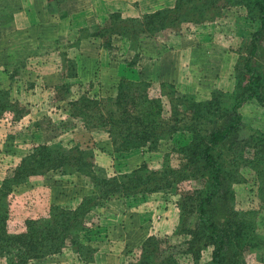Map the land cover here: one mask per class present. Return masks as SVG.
<instances>
[{"label":"trees","instance_id":"16d2710c","mask_svg":"<svg viewBox=\"0 0 264 264\" xmlns=\"http://www.w3.org/2000/svg\"><path fill=\"white\" fill-rule=\"evenodd\" d=\"M238 5L247 11L249 19L259 20L260 23L249 43L250 51L242 64L244 72L236 77L234 92L225 95L228 99L235 98L231 106L225 104L224 94H219L207 102H198L193 95L179 93L173 84L162 83L155 89L147 81L135 82L127 78L120 79L115 97L99 101L85 93L78 100L69 103V114L79 118L88 130L101 129L109 134L113 153L122 154L142 148L151 152L159 151L163 143L171 142L177 135L175 142L179 143V136L186 132L206 138L201 158L204 161L203 170L207 171L209 176V183L205 190L195 193L199 199L196 211L201 227L197 236H202L206 245L213 247L208 264H246V257L250 253L264 256L261 254L264 253V237L258 236L257 233L256 238L253 237L254 234L247 237L231 232L236 242L234 244L231 242V236L216 223L217 216L222 212L221 207L226 208L225 202L234 198L233 185L250 182L264 202V152L257 147L260 143L264 145V130L254 129L250 134L246 132L242 126L243 116L239 112L251 101L264 105V64L260 63L264 59V0H177L173 9L159 10L137 19H124L120 13H114L109 16L104 26L95 27L93 33H85L77 41L79 44L83 40L94 38L95 44L101 42V46L110 49L113 37L117 36L127 41L135 52V56L128 62V67L132 68L140 61L141 46L154 42V38L164 31L179 30L184 25L197 28L213 23L221 18L228 8ZM64 53L59 55L61 66L67 78L73 77L75 63ZM241 56L244 57L243 54ZM70 87L66 84L58 92L62 94V89L68 91ZM69 93L65 91L63 95L68 97ZM65 96L63 98H66ZM164 102L169 103V110ZM7 113L12 114L15 121H19L27 114V110L11 98L10 90H3L0 85V118ZM217 113L221 116L214 119ZM224 116L229 122L224 123L222 127L205 128L223 123ZM195 121L202 124L201 129L195 126ZM236 138L241 139L239 144L235 141ZM223 145H231L232 156L239 160L246 159L242 155L245 146L250 150L257 149L251 156L248 170L252 173L248 179L239 174L235 167L227 170L223 166L219 152V147ZM183 154L185 156L181 159L182 162L186 160V148L179 152V155ZM255 154L259 160L253 166L251 163L255 160ZM169 158L170 156L166 155L164 163H171ZM181 172L182 170H179V174ZM48 173L79 174L93 181V191L83 198L76 209L50 205L48 217L27 219L25 232L11 234L8 230L11 195L17 187L27 186L31 178L46 176ZM175 174L172 166L164 164L161 172L150 171L147 166H143L131 173L111 178L101 177L96 173L92 150H84L78 146L67 148L60 144L53 147L37 146L23 158L15 175L0 185V259L3 258L6 264L42 262L48 257L62 253L65 248H71L83 262L93 263L91 253H95V250L82 243L78 234L86 230V215L95 208L96 200L99 197L106 201L117 197L125 199L166 191V188L173 185V181L161 180ZM178 181H182L181 176ZM98 187L103 189L102 196L99 195ZM224 187L227 192L223 196ZM180 195L182 198V193ZM174 204H177L181 211L180 224L175 230V235H186L188 232H183L185 217L182 212L187 209L184 200ZM228 211L229 209L226 214ZM239 215L237 212L236 216ZM243 215L246 217L247 214ZM249 224L252 230H256L254 222ZM239 226L241 224L238 222L237 227ZM252 230L247 229L246 233L250 234ZM162 243L167 242L156 236L147 238L141 246L140 257L129 264H179L178 258L170 257L161 251ZM260 259L264 261V258Z\"/></svg>","mask_w":264,"mask_h":264},{"label":"crops","instance_id":"0c3cea01","mask_svg":"<svg viewBox=\"0 0 264 264\" xmlns=\"http://www.w3.org/2000/svg\"><path fill=\"white\" fill-rule=\"evenodd\" d=\"M176 3L177 0H0V79L3 78L5 83L10 79L12 86H14L13 81H17L16 85L20 91L18 98L15 99L16 102L34 108V111L30 110L19 121H15L12 117L11 124L0 119V153L3 152L4 146L10 144L8 133L13 126L19 127L20 133L29 132L31 136L30 140L23 141L27 148L24 155H17L18 152L12 151L6 152L9 155L0 160V183H3L11 172L19 167L23 156L29 154L33 148L49 145L51 143L49 138L52 136L60 135L62 137L63 135L64 138L58 140H61L63 146L67 148L79 146L73 131L79 127H75L73 123H79L81 120L77 118V121L75 117H72L67 108L71 101L69 99L77 100L85 87L99 86L101 89L108 90L111 97L117 95V87L121 78L135 82L144 80L155 89L159 88L162 83H170L179 93L183 94H196L199 89L202 90L210 85H215V87L222 85L221 88L226 89L227 87L228 91L233 89L234 83L226 78L229 76L227 75L229 72L227 55H220V57L209 49L204 56L205 59H195L193 62V56L195 57L200 43L220 41L221 31L224 35H228V29L221 30L220 25L218 26L216 23L217 27L212 30L218 33L215 38L212 37L213 33L210 31L212 26L208 30L198 28L188 31L183 28L180 34L165 32L164 35L156 36L154 42H149V44H153L155 52L152 54L143 51L144 45H142L139 50L141 52L140 61L132 68L128 67V62L135 56V52L127 41L117 36L113 37L110 49H105L99 41L95 44L94 38H89V41L83 40L77 44V41L85 33H93L95 27L104 26L109 16L114 13H120L124 19H137L159 10L173 9ZM64 41L68 42L65 53L61 50V43ZM119 47L124 50V54H120ZM63 53L75 63L73 77L67 78L65 70L61 66L59 55ZM223 63H225V68L223 71H219L222 70L220 66ZM195 65L201 66L199 73L196 72ZM42 69L49 73L44 75ZM19 74L24 75L20 78ZM132 77L137 79H132ZM211 77L213 81L210 83L209 78ZM88 80L90 82L86 86ZM66 84L71 86L68 90L70 92L68 97L58 92ZM64 96L66 98H63ZM63 104L67 107L65 108ZM59 105H63L59 110L53 108L54 106L59 107ZM43 113L49 115L50 118L45 120L52 126L44 127L42 125L40 119ZM70 125L72 126L65 128ZM83 128L86 129L85 125ZM83 132L85 136L92 137L97 143L96 146L99 148L94 150L95 158L98 162L102 159L99 163L103 166L108 164V169L131 168L133 162L139 166L140 159H143L144 156L147 157L150 152L147 148H142L122 154L112 152L110 155L107 150L99 146V144L107 146L111 143L107 132L87 130ZM10 155L13 157H8ZM115 157H121L120 161ZM124 160L131 163L128 164ZM119 162L124 164L120 166ZM100 164L99 168H101ZM57 176H59L58 173H52L51 179H56ZM46 178L47 176L31 178L27 184L28 188H25L24 191L21 190L19 195L15 194L11 197L12 201L19 200L15 202L14 206L16 204L23 206L28 199H32V195L38 196L42 201L43 208L35 205L31 211V207L26 206V209L29 210L20 209L18 216L22 217L24 212L30 211L31 215L48 217V200L57 199V197L53 196L50 180ZM55 183L56 181L53 184ZM49 189L52 193L50 199L48 195H45L47 194L46 190L49 191ZM49 205L51 204L49 203ZM129 213H133L132 209L129 211L124 209L120 216L125 218L130 216L132 218L130 221L134 225H128L124 220L117 223L120 218L116 219L117 216L111 214L112 223L108 221L109 224L107 223L105 227L98 226L95 230L88 228L90 234L97 233V240L93 244L96 249L93 263L83 262L76 252L71 248H66L58 255L65 258V262L58 261L57 264H129L137 259L139 255L137 249L141 254L142 244L153 235L142 234V230L150 232V228L144 224L140 225L138 218ZM134 213L138 215L137 212L134 211ZM12 225L11 221L10 228ZM132 227L135 228V233H138L136 236L132 235ZM29 264H44V262Z\"/></svg>","mask_w":264,"mask_h":264},{"label":"rangeland","instance_id":"374dc122","mask_svg":"<svg viewBox=\"0 0 264 264\" xmlns=\"http://www.w3.org/2000/svg\"><path fill=\"white\" fill-rule=\"evenodd\" d=\"M215 23L218 24V26L220 25L219 28L221 30L228 29L229 31L228 35H224V33L221 31L220 34H222V38L220 39V41L217 40V42L200 43V45L197 48L195 57L193 56V62L195 59L202 60L205 54L208 53L209 49L211 50V52H214V54L218 56L224 55V54L227 55V57L229 58V63H228L229 72L227 75L229 76H227L226 78L227 80H231V83H234L235 85L237 81L236 77H238L244 72L242 64H244V60L250 51L251 45L249 43L254 33L258 30L259 23H260L259 20L249 19L247 15V11L239 7V5L234 8H228L225 11L224 15L221 18L216 19L213 23L211 22V23H208L202 26H197V28H192L187 25H184L179 30H167L161 33L159 36L164 35L165 32L166 33L175 32V33L180 34L183 28H185L188 31L196 30L198 28L203 29V30H208L212 26L210 31L213 33L212 37L215 38L216 35L218 34L217 31H212L215 27H217L215 26L216 25ZM67 43H68L67 41L66 42L64 41L61 43V50H63V52L65 51V48H67L68 46ZM208 43H210L209 46H207ZM201 46H204V48H201ZM119 50L121 52L120 54L122 53L124 54V50L122 48L119 47ZM154 50L155 49H154L153 44H149V42L148 44H144L143 46V51H148L147 53L153 54L155 52ZM198 50L200 51L198 52ZM205 50L207 51L206 53L204 52ZM242 54L244 55V57L241 56ZM48 60H52V59H48ZM260 63L264 64V59H262V62ZM194 67H196V72L199 73L201 66L195 65ZM224 68H225V63H223L220 66V69L222 70H219V71H223ZM41 71L43 72L44 75L49 73L47 72V70H44V69H42ZM49 71H51V69H49ZM263 73H264V66H263ZM23 75L24 74H19V77L21 78V76ZM132 79H137V78L132 77ZM263 79H264V75H263ZM209 81L210 83L213 81L212 77L209 78ZM89 82L90 80L86 82L87 84L86 86L89 85L88 84ZM98 82L100 83V79L98 80ZM262 83L264 85V80L262 81ZM12 84L14 86L11 85L10 79L6 83L3 78L0 79V85L2 86L3 90H7V91L10 90L11 98L17 99L19 96L18 92L20 91L19 87L16 85L17 81H13ZM221 86L222 85L217 87L216 85L215 87V85L214 86L210 85L207 88H202L203 91L199 89L196 94L194 93L193 94L184 93V94L193 95L195 100L198 102H207L213 99L214 97H217L219 94H224L225 104H229L231 106L235 102V98L228 99L226 98L225 95L233 93L235 86L230 91H228L229 89L227 87L226 89H222ZM201 87L202 85L200 81V88ZM65 91L62 90L61 95H63ZM75 93H78V92H75ZM85 93L88 95V97L98 99L99 101H101L102 99L111 97L109 95L110 92L108 90L101 89L99 86H96L95 88L85 87L82 94H85ZM80 96H78L77 100L80 98ZM69 100L75 101L72 99H69ZM262 103L264 104V96L262 97ZM63 105H59V107L54 106L53 108H56V109L58 108L59 110L60 106H63ZM21 106L23 107L25 106L27 112H30V110L34 111L33 110L34 108H31L30 105L29 107L24 104ZM165 106H166V109L169 110L168 102L166 103ZM66 107L67 106H65V108ZM37 108H39V106H37ZM67 109L70 110V106ZM239 112L243 116L242 126L246 132L250 134V132L254 129L264 130V105H262L261 103L258 104L257 101H251V102L246 103L239 110ZM220 113L219 114L217 113V116L214 119L220 117L221 116ZM229 113L232 114L231 112ZM48 116L49 115L46 113H43V115L41 116L40 122L42 123L44 127L52 126L51 123L45 120L46 118H50ZM12 117H14L12 114L7 113V114H4L0 119H4V121L7 124H11ZM223 118L225 120L223 123L214 124V125H211L205 128L222 127L224 123L229 122L228 121L229 119L227 117L224 116ZM22 124L25 125V123L23 122ZM83 124L84 123L83 122L81 123V121L79 123H73L75 127H79L73 130L74 138L76 139V142H78L79 144L78 147L84 150H92L94 152V150H98L99 148L96 146L97 143L94 142L92 137L85 136V133L83 131L87 130L91 132V131H104V130H101V129L100 130H88L87 128L86 129L83 128L84 126ZM194 124L197 128L201 129V126H202L201 123L195 121ZM71 126L72 125L65 126V128H68ZM18 128L16 126H13L9 130L8 137H9L10 144L8 143L6 146L2 148L3 152L0 153V160H2L4 156L9 155V154H6V152H11V151L18 152L17 155L25 154L24 151H26L27 148L25 144L23 143V141L30 140L31 136L29 132L20 133V130ZM70 130H72V128H70ZM45 135L48 137L47 134ZM177 137L178 135L175 136L171 142L168 141V142L163 143L159 151H155V152L150 151L147 157L144 156L143 159H140L139 166L136 165V162H133L131 168L120 169L119 167L118 169H108L109 165L105 164L103 166V164H100L99 162L100 160L102 161V159H100L98 162L95 158V153H94L95 170H96L97 175H100L101 177L103 176V177L111 178V177H114L120 174H125V172L131 173L143 166H147V168L150 171L161 172V170L164 167V164H169L170 166H172L176 174L173 176L171 175L167 178H163L161 181H164V180L173 181V185H170V188H166V191L161 190L160 192L156 194H151V195H146V196L138 195L136 197H129V198L127 197L125 199L121 197L110 198L109 201H106L103 198L101 199L99 197L96 200L95 208L89 214L86 215V221H87L86 230L78 234V237L82 243L87 244L93 250H96L93 247V244L97 240L96 239L97 233L93 232L90 234V232H88V228H90L91 230L93 229L95 230L97 229L98 226H100V228L101 226L105 227L108 221L109 223H112L113 221L112 215L114 216L116 215L117 216L116 219L120 218L118 219L119 221H117V223H120L122 222V220H124L128 225H134L133 222L130 221L132 219L130 216H127L126 218L120 216L121 213L124 212V209H127L128 211L132 209L133 213H129V214L135 215V218H138V222L140 225L144 224V226H148L151 230L150 232L142 230L141 233L144 235L145 234H151L153 236L157 235L156 236L157 238L161 240H166L167 243L161 244V251L165 252V254L170 257L178 258L179 264H208V262L211 261L213 247L211 245H206L205 240L202 236L200 235L197 236L198 235L197 233L199 232L201 227L199 223V215H198V212L196 211V205L199 202V199H197L198 197L196 196V193H195V192L199 193L205 190L209 183L208 181L209 176H208L207 171L203 170L204 161H202V158H201L202 150L204 149L206 145V138L202 136L199 137L198 135H193L192 133L186 132L185 134L179 136L180 142L176 143L175 141ZM62 138H64L63 135L62 137L60 135L56 137L52 136V138H49L51 139V143H49V145H46V146L53 147L57 144L63 145L62 141L58 140ZM235 141L237 142V144H239L241 139L236 138ZM83 143L85 144L82 145ZM99 146L102 149L107 150L109 154L112 155L113 148H112L111 143L108 144L107 146L106 144H104V146L99 144ZM224 147L225 145H223L222 147H219L220 157L222 159L223 166L227 170L235 167L234 169H236L239 174H241L243 177L248 179L252 173L248 170L251 156L255 153L257 149L250 150L248 146H245L244 148L245 150L243 151L242 155L245 156L246 159L239 160L232 156L231 145H228V147H225V148ZM257 147L258 149H261V152H264V145L262 143H260ZM184 148H186V157H185L186 160L182 162L181 159L183 158V156H185V154L179 155V152H181V150ZM11 155L8 157H13ZM166 155L170 156L169 162L171 163H164ZM115 158L118 161H120L119 158L121 157L119 158L115 157ZM257 158H258V155L255 154L254 156L255 160H252V163H251L253 166L259 160ZM134 160H137V158H134ZM124 161L128 164L131 163L130 161H127V160H124ZM99 164L101 168L98 167ZM118 164L121 166V164H124V163L120 164L119 162ZM114 167L116 168L115 165ZM17 169L18 167L15 168V170L12 171L11 174L6 179L13 177ZM179 170H182L181 174H179ZM46 176H47L46 179L50 180L49 184L51 185L53 196L57 197V199L48 200L51 205L68 206L74 210L80 205L83 198L85 196L90 195L93 191V185H92L93 181H91L90 179H85L84 177H81L79 174H74V175L59 174V176H57L56 179H51L52 173H48L46 174ZM179 176L182 177V181L180 183L178 181ZM55 181L56 183L53 184ZM0 185H2V183H0ZM28 187L29 186L17 187L16 191H14L15 193L12 194L11 197L15 196V194L19 195V193H21L22 191H24L25 188H28ZM232 188L235 192V193L233 192L234 198L233 199L230 198L228 200L229 202H225L226 208L221 207L222 212L217 216L218 221H216V223L221 229L223 228L226 234H229L231 236V240H232L231 242H233L234 244L236 242L234 241L232 235L230 234L231 232L233 233L235 232L236 235H245L247 237H251L252 234H254L253 237H256V233H257L258 236L264 237V202L257 195L256 187L253 184L251 185L249 182V183L233 185ZM223 189H224L223 190V196H224V194L227 192V188L224 187ZM97 190L99 192V195L102 196L101 194H102L103 189L98 187ZM46 192L47 194L45 195H48V198L50 199L51 194H52L51 190L50 189L49 191L46 190ZM176 192L178 193L176 194ZM181 193L183 195L182 198L180 195ZM11 197L9 201L11 218L9 221L8 230L11 234L25 232L26 231L25 221L27 219H30V218L39 219L41 217L37 215H31L30 211L24 212L22 217L18 216L17 214L19 213L20 209L29 210V209H26L27 207L29 208V206L31 207L30 209L31 211L34 209L33 207H35V205H38L41 208H43L42 201L39 200L38 196L32 195V199H28L26 201L27 203H25L23 206H21L20 204H16V206H14L15 202L19 200L14 199L12 201ZM182 199L184 200L185 208H187L182 212L185 217V223H184L185 227H184V230L183 229L182 230L183 232L186 230L185 232H188V233L186 235L185 234L175 235V230L180 224L179 218H180L181 211L179 210L177 204H174V203ZM49 203H48V209L50 208ZM228 209L229 211L226 214V210ZM134 211L137 212L139 216L136 213H134ZM237 212L240 213L239 216H236ZM243 214H247L246 217H244ZM11 221L13 225L10 228ZM238 222L241 224V226L239 227H237ZM250 222H254V227L257 226L256 230L251 229L250 224H249ZM113 223L116 224V222H113ZM139 224H137V226H139ZM247 229L252 230V232L250 234L246 233ZM134 230L135 228L132 227V235L136 236V234L138 233L137 232L135 233ZM171 231L172 233H170ZM65 249L63 251H65ZM137 251H138L137 253L139 254L138 255V258H139L140 250L137 249ZM248 253L249 252H247V254ZM60 254L48 257L42 262H44V264H47V263L57 264L58 261L65 262V258H61L58 256ZM94 254L95 253H91V255L93 256V257L91 256L93 258V261H94ZM261 254H264V253H261ZM260 257L264 258V256H260L257 253H250L247 255L245 262L246 264H264V261H261ZM4 262L6 261H4L3 258L0 259V264H6ZM32 263H36V262H32Z\"/></svg>","mask_w":264,"mask_h":264}]
</instances>
